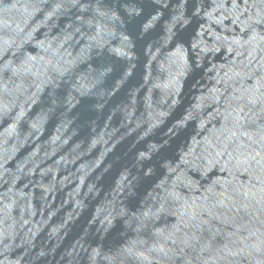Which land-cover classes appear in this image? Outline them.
<instances>
[{"label": "water", "instance_id": "obj_1", "mask_svg": "<svg viewBox=\"0 0 264 264\" xmlns=\"http://www.w3.org/2000/svg\"><path fill=\"white\" fill-rule=\"evenodd\" d=\"M0 264H264V0H0Z\"/></svg>", "mask_w": 264, "mask_h": 264}]
</instances>
